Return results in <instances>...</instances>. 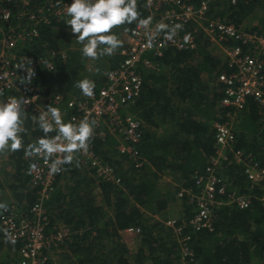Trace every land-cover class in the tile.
<instances>
[{
  "label": "trees",
  "instance_id": "1",
  "mask_svg": "<svg viewBox=\"0 0 264 264\" xmlns=\"http://www.w3.org/2000/svg\"><path fill=\"white\" fill-rule=\"evenodd\" d=\"M184 1L195 8L206 4L207 16L219 17L237 29L264 33V0ZM4 6L11 17L0 23V40L9 28L21 31L34 25L27 17H18L24 8L35 12L47 8L45 0H28L27 6L18 1L5 2ZM137 10L140 19L149 18L142 0H137ZM44 15L48 23H38L37 35L24 38L16 50L21 56L52 61L53 68L40 70L34 84L43 89L45 98L64 96L61 104L46 101L44 108H58L63 121L69 123L75 110L66 101L82 95L76 83L89 79L95 84L94 92L100 90L107 74L122 63L120 50L137 23L114 28L108 34L116 35L122 46L113 55L86 65L89 58L82 56V45L66 25L70 17L57 19L47 11ZM178 32L194 36L193 46L148 55L156 68H139L141 90L126 108L141 122L140 139L132 146L138 166L129 154L118 150L116 138L92 136L89 145L101 163L113 168L117 182L98 178L93 169L75 159L64 164L56 176L54 190L45 203L46 232L67 231L68 236L55 251L60 254V264H264V181L252 184L244 165L233 158V152L241 151L264 168V104L252 98L236 111L235 139L227 159L220 160L215 170L222 181L218 186L224 184L225 192L216 196L220 203L212 210L210 228L196 231L187 227L195 208L187 197L179 198L177 193L181 188L196 189V177L205 174L216 156L213 124L224 122L226 114L233 111L220 105L223 85L218 77L230 75L234 69L196 24H184ZM34 117V113H21L26 130L20 134L24 147L0 152V192L7 188L15 199L14 204L5 203L6 207L0 208V258L4 261L5 257L4 262L18 260L21 244L7 239L1 212L10 206L17 213L28 212L37 201L39 187L31 183L30 174L37 159L26 157L24 152L45 135ZM56 134L53 131L47 135ZM231 196L249 197L248 207L240 209ZM169 218L184 226L181 239L186 238L190 254L182 253L179 238L165 226ZM130 228L139 230L132 233L133 247L122 236Z\"/></svg>",
  "mask_w": 264,
  "mask_h": 264
},
{
  "label": "built area",
  "instance_id": "2",
  "mask_svg": "<svg viewBox=\"0 0 264 264\" xmlns=\"http://www.w3.org/2000/svg\"><path fill=\"white\" fill-rule=\"evenodd\" d=\"M22 2L28 5V0H0V23L10 20L11 12L5 7V2ZM151 17L148 30L136 26L127 36L128 42L120 50L124 57L122 63L109 72L105 84L97 92L93 91L91 97L83 93L79 98L69 99L66 104L74 109L75 113L69 122L78 124L87 117L95 120L93 136L103 138L112 136L119 142L118 150L129 154V158L138 166L137 152L132 148L140 139L141 122L133 115L127 113L126 108L135 101L139 95L142 79L140 67L155 70L156 66L148 57L150 54L161 55L167 48L186 50L193 46L194 36L178 34L172 40L165 38V32L156 34L157 26L166 24L173 26L194 23L207 36L210 42L218 46L225 54L228 65L234 69L230 75L221 74L218 81L223 85V97L220 105L233 109L226 114L224 122H215L216 156L206 167L205 174L195 179L196 189L181 188L177 196L187 197L188 202L195 208L187 227L199 231L210 228L211 213L214 206L220 202L216 200L217 194H224L225 186L215 174L220 160H226V153L231 150L235 139L233 124L236 111L243 108L246 100L254 99L259 104H264V33L245 31L221 20L219 17H210L206 14V4L199 8L187 4L184 0H142ZM73 0H45L46 9H23L18 17H27L33 21L29 29L24 27L21 31L9 28L2 33L0 40V104L15 97L27 100L21 105V113H34L37 118L45 112L44 102L59 105L64 101L62 94L51 95L45 98L43 89L34 84L38 73L42 69L53 68L52 61L42 57L21 56L17 53V45L24 39L37 35L36 25L40 22L48 23L44 12H49L53 17L62 19L66 14V5H71ZM236 0H231L235 3ZM152 39H149V35ZM189 36L188 42L184 37ZM229 41L236 42L228 45ZM34 73V75H33ZM30 81V82H28ZM25 82V83H22ZM62 156V154H58ZM37 162L31 169V183L38 186L37 201L31 205L28 212L17 213L14 206L5 208L1 212V226L10 242L20 243L19 258L17 261H8L3 264H60L52 262L49 253L56 251L63 240L68 236L66 230L56 234L46 232L48 221L46 218L45 203L50 198L54 188L53 183L58 173L50 169L51 160L35 157ZM237 163L244 165V173L252 184L264 181V168L253 161L250 155L241 151L233 152ZM74 159L88 165L94 170L95 175L105 181L117 182L111 166L101 163L89 145L86 152H77ZM63 165L61 166L62 169ZM231 200L240 208H247L249 197L231 196ZM165 226L172 229L179 238L183 254H190L182 238L184 226L178 225L175 219H167ZM61 227V226H60ZM129 233H138V229L130 228Z\"/></svg>",
  "mask_w": 264,
  "mask_h": 264
},
{
  "label": "clouds",
  "instance_id": "3",
  "mask_svg": "<svg viewBox=\"0 0 264 264\" xmlns=\"http://www.w3.org/2000/svg\"><path fill=\"white\" fill-rule=\"evenodd\" d=\"M66 14L70 17L66 25L70 27L77 43L82 45V56L92 60L105 55L111 56L122 46V41L116 35L108 34L114 28L136 22L138 27L148 30L151 25V17L139 18L137 0H73L70 6L66 5ZM181 29L182 25L179 24H160L156 34L164 31L165 38L170 41ZM152 38L150 34L149 39ZM189 39V36L184 37L185 42ZM75 87L85 96L91 97L95 84L89 79H83L78 81ZM22 104H27V100L15 97L0 104V152H15L24 147L20 135L26 131L21 118ZM38 124L45 135L35 144L24 148L25 156L51 160L50 170L57 173L61 171L62 165L73 162L75 153L88 150L96 121L85 117L78 124L65 123L61 111L49 105L47 110L39 115ZM53 131L57 133L56 136L48 137L47 134ZM4 207L6 206L0 204V208Z\"/></svg>",
  "mask_w": 264,
  "mask_h": 264
},
{
  "label": "crops",
  "instance_id": "4",
  "mask_svg": "<svg viewBox=\"0 0 264 264\" xmlns=\"http://www.w3.org/2000/svg\"><path fill=\"white\" fill-rule=\"evenodd\" d=\"M165 180L170 182V183H172V182L174 183L175 182V181H173V179L169 180L168 178H165ZM14 202H15V199L13 198L12 193L9 191V189L3 187V191L0 192V204H2V205L5 204V203L14 204ZM122 236H123V239L125 240V242L130 246L131 245L130 243L133 242L134 234L129 233L127 231H124L122 233Z\"/></svg>",
  "mask_w": 264,
  "mask_h": 264
},
{
  "label": "rangeland",
  "instance_id": "5",
  "mask_svg": "<svg viewBox=\"0 0 264 264\" xmlns=\"http://www.w3.org/2000/svg\"><path fill=\"white\" fill-rule=\"evenodd\" d=\"M72 34V33H71ZM68 38H70V37H68ZM65 42L67 43L68 42V39L66 38L65 39ZM127 42H128V39H127V37H125V40H124V46H126V44H127ZM93 61H96V60H92V59H89V60H87V64L86 65H90L91 64V62H93ZM135 239V235H134V237H133V240ZM134 242V241H133ZM131 244V247H133V244L132 243H130ZM1 256V255H0ZM49 256H50V259L52 260V262H55V263H60V254L58 253V252H53L52 251V253H49ZM4 259V261H5V257L3 258ZM2 259H0V262H4Z\"/></svg>",
  "mask_w": 264,
  "mask_h": 264
}]
</instances>
